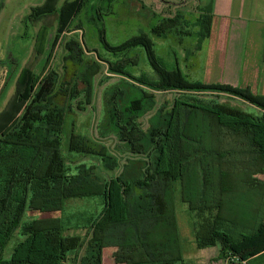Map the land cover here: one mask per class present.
I'll return each mask as SVG.
<instances>
[{
	"label": "trees",
	"instance_id": "16d2710c",
	"mask_svg": "<svg viewBox=\"0 0 264 264\" xmlns=\"http://www.w3.org/2000/svg\"><path fill=\"white\" fill-rule=\"evenodd\" d=\"M59 2L47 0L27 17L36 23L59 12L55 43L81 14L84 1L67 2L58 11ZM210 10L198 20L202 38L211 34ZM187 24L177 12L151 31L162 39H169L178 29L190 35ZM99 33L104 50L112 55L142 49L159 79L151 80L145 74L135 78L126 71L139 65V54L117 61L100 55L111 71L155 91L186 95L175 99L169 111L161 109L148 131L139 117L145 101L155 102L152 94L144 93L125 109L119 105L124 93L109 98V117L120 141L131 154L145 160L136 177L128 176L126 167L120 176L103 181L94 166L82 164L74 172L62 151L68 112L79 90L69 83L59 84L56 71L45 73L47 65L41 75L26 67L13 98L0 113V264H102L106 249L115 250V264H184L175 204L177 183L182 202L198 221L195 239L199 250L219 247L216 260L225 264H264V180L259 178L264 176V96L250 90L240 93L227 85L190 82L178 66L173 70L163 66L147 33L117 47L108 42L103 26ZM65 46V59L83 54L76 40ZM43 47L44 41L38 47L39 55ZM99 69L95 64L83 75L87 105L92 102ZM208 90L239 99L259 112L221 102L219 95L202 97ZM60 94L67 95L65 104H59ZM68 150L97 156L108 170L119 167L106 147L96 149L74 132ZM86 198H99L101 211L79 216L75 223L59 217L25 220L29 201L58 205ZM74 229H85L86 237L69 235ZM85 246L86 255L78 261ZM71 255L77 257L72 260Z\"/></svg>",
	"mask_w": 264,
	"mask_h": 264
},
{
	"label": "rangeland",
	"instance_id": "374dc122",
	"mask_svg": "<svg viewBox=\"0 0 264 264\" xmlns=\"http://www.w3.org/2000/svg\"><path fill=\"white\" fill-rule=\"evenodd\" d=\"M46 1L0 0V113L6 109L13 98L22 71L30 67L41 75L47 65L45 73L51 69L56 71L59 75V84L69 83L71 87H76L80 92L73 100L72 108L68 112L62 143L63 154L71 169L76 172L77 167L82 164L88 167L94 166L95 174L101 180L107 181L120 176L126 172V167H129L127 175L132 178L136 177L140 173L145 158L131 154L127 146L120 141L117 128L109 117L107 101L114 93L122 92L124 94L119 100V105L125 109L134 100L143 97L144 93L152 94L155 102L152 104L151 101H145L139 117L142 128L148 131L150 126L158 121L161 109L169 111L175 99L186 94L180 91H155L126 74L111 71V67L100 60V55L105 60L117 61L126 56L139 54V65L130 67L126 71L135 78L145 74L151 80L159 79L142 49L119 53L116 56L105 51L100 41L99 29L102 26L106 29L107 40L112 47L120 46L141 33L149 34L155 44L156 55L166 69L173 70L180 66L182 69H179L184 75L190 73L191 76H198L197 79L202 82L207 80L206 64L211 60V52L208 48L215 43L214 39H210V36L202 38L199 33H195L193 25L189 28L192 32L190 35H183V29H178L172 32L169 39L154 36L152 28L161 24L165 16L163 12L166 7L163 0H83L81 14L65 29L61 41L55 43L59 30V12L36 23H30L27 20L32 11L44 5ZM71 1L75 0H60L57 6L58 11L65 3ZM172 7L175 8L173 5ZM187 20L192 24L196 21V16L191 14ZM77 25L80 26L77 27ZM72 40L79 42L83 54L77 55L76 59H65L68 54L65 45ZM43 41L44 52L39 55L38 47ZM199 45L204 49L198 50ZM95 64H98L100 69L93 84L92 102L87 105L83 75L88 69L92 70ZM193 78L189 77L188 80H193ZM217 95L221 97V102L253 113L259 112L257 108L239 99L230 98L227 94H217L215 91L208 90L204 91L202 97L215 98L218 97ZM58 99L59 104H65L67 95L60 94ZM80 102L82 104L79 106ZM72 132L86 137L96 149L106 147L109 154L118 161L119 167L111 171L97 156L70 153L68 144ZM259 178L264 180V176H259ZM175 202L183 240L184 264H225L224 261L216 260L219 247L204 250L197 248L195 228L198 221L181 200L180 183L176 184ZM101 209L99 198L68 201L58 205H42L39 202L29 201L25 220L59 217L75 223L80 221L79 216L86 217L91 212L101 211ZM68 234L86 237L87 231L74 229ZM12 245L13 242L7 249L8 256ZM86 248L87 246L78 253V261L85 257ZM114 251V249L103 251L102 264H115ZM76 257V255L70 256L72 260Z\"/></svg>",
	"mask_w": 264,
	"mask_h": 264
},
{
	"label": "crops",
	"instance_id": "0c3cea01",
	"mask_svg": "<svg viewBox=\"0 0 264 264\" xmlns=\"http://www.w3.org/2000/svg\"><path fill=\"white\" fill-rule=\"evenodd\" d=\"M163 1L165 7L168 6L163 12L164 18H173L177 12L186 20L189 15H195L194 23L187 20L188 31L193 25L195 33H201L198 20L204 11L212 10L210 39L215 43L208 48L211 60L206 64L207 80L202 82L198 76L186 73V77H194L190 81L227 85L240 93L250 90L264 96V0ZM200 49L204 48L201 46Z\"/></svg>",
	"mask_w": 264,
	"mask_h": 264
},
{
	"label": "water",
	"instance_id": "95a60500",
	"mask_svg": "<svg viewBox=\"0 0 264 264\" xmlns=\"http://www.w3.org/2000/svg\"><path fill=\"white\" fill-rule=\"evenodd\" d=\"M232 264H245V263L235 262V263H232Z\"/></svg>",
	"mask_w": 264,
	"mask_h": 264
}]
</instances>
